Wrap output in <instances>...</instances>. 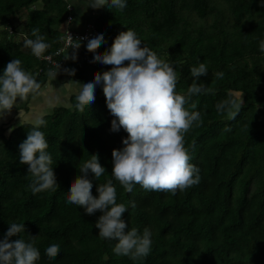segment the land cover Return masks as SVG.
Here are the masks:
<instances>
[{"label":"trees","instance_id":"1","mask_svg":"<svg viewBox=\"0 0 264 264\" xmlns=\"http://www.w3.org/2000/svg\"><path fill=\"white\" fill-rule=\"evenodd\" d=\"M101 10L94 28L112 42L120 31L133 28L172 61L180 93L186 94L191 83L190 66L207 64L209 72L201 76L207 91L192 94L186 105L201 110L202 120L184 137L201 179L175 192L139 183L129 192L113 179L117 202L127 206L122 216L129 228L142 232L147 226L153 232L146 257L117 255L116 241L98 234L101 211L88 214L65 197L92 153L106 168L93 180L91 191L98 195L97 184L112 177L113 148L123 147L129 134L123 127L111 130L114 116L105 95H95L83 111L74 100L71 108L41 117L55 162L54 190L33 193L28 164L19 160V144L33 125L18 124L11 131L0 126V239L9 222H24L25 231L37 235V264H264V51L259 48L264 6L258 0H127L123 11L113 5ZM67 14L66 0H0V72L14 57L35 75L38 68L48 71L23 41L39 27L50 45L42 55L52 54ZM16 34L20 40L13 41ZM218 71L223 76H216ZM233 99L238 110L231 104L217 110V102ZM52 240L59 241L60 250L49 259L44 248Z\"/></svg>","mask_w":264,"mask_h":264},{"label":"clouds","instance_id":"2","mask_svg":"<svg viewBox=\"0 0 264 264\" xmlns=\"http://www.w3.org/2000/svg\"><path fill=\"white\" fill-rule=\"evenodd\" d=\"M258 3L264 6V0H258ZM126 4L127 0H89L84 6L113 5L123 11ZM31 33L32 36L26 37L23 44L40 57L50 46L49 42L39 27H33ZM83 39L96 60L112 67L94 71L92 77L83 81L71 80L76 100L74 107L83 111L85 105L89 106L95 100L96 86L101 85L107 107L114 116L111 130L118 131L123 127L129 135L123 138V147L113 148L112 177L97 184L98 195L91 191L93 180L99 178L106 168L100 163L98 154L92 153L81 164L79 174L68 184L65 199L82 206L88 214L100 210L102 214L95 221L99 236L116 241L113 251L117 255H127L136 260L146 257L151 251L153 232L147 226L142 232L136 227L129 228L122 216L127 206L117 202L113 179L129 192L135 183L145 189L172 192L199 183L200 169L191 162L184 137L194 123L202 120V112L196 109L195 103L191 108L196 110H189L186 105L192 94L207 91L201 76L207 75L209 69L203 61L191 65L192 80L187 93L182 94L176 90L178 76L172 61L158 55L133 28L120 31L103 52L97 51L101 42L106 43L103 30ZM79 44L80 38L72 46L78 48ZM259 48L264 51V38L260 39ZM75 58L73 52L72 59ZM59 70L60 64L49 68L48 74L56 76ZM64 70L70 74L75 72L74 68ZM223 74L222 71L215 73L218 77ZM40 88L36 75L23 66L19 57L8 61L0 72V117L16 106L18 97L19 100L26 99ZM229 104L239 109L234 99L219 101L216 108L224 111ZM229 114L235 116L236 112L229 109ZM45 123L42 118L33 121L26 139L19 144V160L28 164L27 173L31 174L29 187L33 193L58 187L55 162L47 151L48 141L41 130ZM8 224L0 239V264H37L41 255L36 243L37 235L26 232L24 222L13 220ZM13 236L16 238L10 239ZM59 250L60 243L56 240L44 248L49 259L55 258Z\"/></svg>","mask_w":264,"mask_h":264},{"label":"crops","instance_id":"3","mask_svg":"<svg viewBox=\"0 0 264 264\" xmlns=\"http://www.w3.org/2000/svg\"><path fill=\"white\" fill-rule=\"evenodd\" d=\"M66 1L71 8L69 13L72 16V20L71 23L64 21L60 28L61 31L67 27L82 30L87 24L93 25L98 20V15H101V9L104 6H84L89 0ZM104 37L106 43L101 42L97 46V51L103 52L111 45L112 41L108 35H104ZM73 52H75V59H72ZM63 53L64 55L61 57L63 64L57 75L49 76L48 71L41 73V75L37 74L36 78L40 81L41 88L26 99L19 100L18 97L16 106L14 105L9 113L0 117V126H3L8 131L22 122H32L44 115H49L55 108H71V103L75 100L74 85L71 80L83 81L92 77L94 71H104L112 67L111 64H104L96 60L92 51L85 44H80L78 48L66 49ZM67 53L68 56L66 57ZM83 57H92L95 60V64L85 63ZM66 68H74L75 70L79 68V70L78 73L74 72L70 74L64 70ZM95 95H105L101 85L96 86ZM18 118L19 122L17 121Z\"/></svg>","mask_w":264,"mask_h":264},{"label":"built area","instance_id":"4","mask_svg":"<svg viewBox=\"0 0 264 264\" xmlns=\"http://www.w3.org/2000/svg\"><path fill=\"white\" fill-rule=\"evenodd\" d=\"M67 9L69 11L71 10L68 4H67ZM70 18L72 20V16L69 13L66 16L65 22L69 23ZM96 31L97 30L91 24H87L82 30H75L67 27L61 31L58 39L59 46L52 54H46V55H41L40 57L37 56L36 57L42 60L45 63L46 68L48 69L51 67H56L59 64L61 67L63 64L61 57L64 55L63 53L64 50L73 49L74 47L72 45L77 42L78 38H80V44H86V41L85 39H83V37L95 33ZM83 61L87 64H92V65L95 64V60L92 57H88V58L83 57ZM43 71L45 70L41 68H38L37 70L38 73H41Z\"/></svg>","mask_w":264,"mask_h":264},{"label":"rangeland","instance_id":"5","mask_svg":"<svg viewBox=\"0 0 264 264\" xmlns=\"http://www.w3.org/2000/svg\"><path fill=\"white\" fill-rule=\"evenodd\" d=\"M23 20V18H22ZM18 31L23 32V27L21 26ZM20 40L19 34L14 35L13 41H17ZM21 40H23V37L21 36ZM235 95L238 97L239 93H235ZM17 121L19 122V118L17 119ZM35 121V120H34ZM33 122V121H32ZM32 122H22L21 124H29V125H33ZM14 123V122H13Z\"/></svg>","mask_w":264,"mask_h":264}]
</instances>
